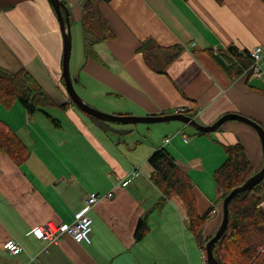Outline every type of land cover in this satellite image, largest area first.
Returning a JSON list of instances; mask_svg holds the SVG:
<instances>
[{
	"label": "crops",
	"instance_id": "0c3cea01",
	"mask_svg": "<svg viewBox=\"0 0 264 264\" xmlns=\"http://www.w3.org/2000/svg\"><path fill=\"white\" fill-rule=\"evenodd\" d=\"M61 1L69 13L71 39L74 31L82 49L70 75L90 107L133 116L186 112L201 125L234 113L264 131V59L260 75L243 71L231 78L215 58L228 46L238 52L264 46V0H95L113 34L94 45L100 62L84 57V0ZM73 22L79 25L73 28ZM145 42L156 46L151 50L156 70L162 71L177 53L164 72L146 64L139 52ZM62 51V33L49 0H0V67L26 70L57 106L66 105L65 110L52 108L66 116V123L57 119L59 127L44 114L48 121L35 120L38 111L29 116L19 103L0 106V121L29 150L20 166L0 154V264H203L181 200L174 196L157 205L161 194L150 181L148 157L162 148L175 159L191 180L198 215L215 207L203 230L208 238L221 221V191L212 174L225 159L224 146L241 143L257 172L263 155L256 130L237 120L207 134L179 121L144 129L97 124L67 95ZM157 130L162 136L154 139ZM136 167L139 177L126 187L116 185L115 177L122 179ZM92 192L100 199L87 212L92 219L89 243L64 234L58 243L47 244L32 234L48 222L72 223ZM258 208L264 212V200ZM144 216L147 233L135 241ZM9 239L23 251H5L2 245Z\"/></svg>",
	"mask_w": 264,
	"mask_h": 264
},
{
	"label": "trees",
	"instance_id": "16d2710c",
	"mask_svg": "<svg viewBox=\"0 0 264 264\" xmlns=\"http://www.w3.org/2000/svg\"><path fill=\"white\" fill-rule=\"evenodd\" d=\"M215 1L219 4L222 2V0ZM81 26L85 36V59L100 62L94 45L99 41L111 39L113 34L101 16L100 8L95 0H84L81 8ZM147 43H143L139 48L146 64L157 72H164L165 67L177 53L166 61L162 71L156 70L152 58L154 55L151 52L152 47L156 48V46L149 42L150 48ZM218 55L225 61L226 67H223V70L229 77L235 78L243 71H246L247 75L251 74L252 60L247 51L238 52L235 47L228 46L226 50L218 52ZM15 103H19L29 116L36 111L43 113L55 127L60 126L59 121L50 116L45 109L54 107L66 109L65 104L57 106L26 70L19 69L11 72L0 67V106L9 109ZM181 113L186 115V112ZM84 114L97 124L107 123ZM196 133L207 134L198 131ZM224 152L223 163L212 174L216 187L221 191L218 202L220 206L223 198L232 189L242 185L255 173L241 143L224 146ZM0 154L6 155L17 166L22 165L29 155V150L19 136L2 121H0ZM148 163L152 168L150 181L161 194L157 205L174 196L181 200L186 210L189 232L201 248L203 261L206 264L204 245L210 237L204 238L203 230L206 223L213 217L215 207L210 208L202 216L198 215L190 178L164 149L160 148L153 152L148 157ZM263 200L264 178L251 189L236 194L230 200L227 227L212 248L213 256L219 264H264V212L258 208ZM147 230V221L144 216L138 220L134 233L135 241L142 239Z\"/></svg>",
	"mask_w": 264,
	"mask_h": 264
},
{
	"label": "water",
	"instance_id": "95a60500",
	"mask_svg": "<svg viewBox=\"0 0 264 264\" xmlns=\"http://www.w3.org/2000/svg\"><path fill=\"white\" fill-rule=\"evenodd\" d=\"M52 5L53 11L58 20V24L62 33L63 38V51L61 60V75L63 83L70 101L76 105L82 112L90 115L98 120L107 123H123V124H137V123H158V122H169L179 121L185 125L192 127L194 130L202 133H210L218 129L224 122L228 120H237L253 127L260 139L263 155L262 168L255 172L250 178H248L242 185L232 189L222 200V215L220 224L208 241L204 245L205 249V261L206 264H219L214 258L212 248L214 243L223 235L228 222V204L230 200L238 193L251 189L255 184L260 182L264 178V131L254 121L234 113H229L221 116L216 122L211 125H201L197 123L192 117L185 115L181 112L172 114H161V115H150V116H133V115H115L101 112L95 108L87 105L81 97L78 95L74 88L75 78H72L69 72V60L71 54V32H70V21L69 13L66 6L61 0H49ZM216 60L223 66L226 67L225 61L217 55Z\"/></svg>",
	"mask_w": 264,
	"mask_h": 264
},
{
	"label": "built area",
	"instance_id": "2783aa9c",
	"mask_svg": "<svg viewBox=\"0 0 264 264\" xmlns=\"http://www.w3.org/2000/svg\"><path fill=\"white\" fill-rule=\"evenodd\" d=\"M247 53L252 60L250 75H260L264 59V46H256L247 51ZM183 140L186 141L185 136H183ZM164 141L168 142V139H165ZM139 175L140 170L136 167L128 172L122 179L115 177L116 185L126 187L131 184L134 179L139 177ZM99 199L100 197L96 193H89L85 198L83 207L79 212H77L72 223L54 225L48 222L33 228L32 234L47 242V244L58 243L64 234H69L76 242L89 243L92 230V219L87 215V212L99 201ZM2 248L11 255H16L23 251L22 246L13 239H9L4 242Z\"/></svg>",
	"mask_w": 264,
	"mask_h": 264
},
{
	"label": "rangeland",
	"instance_id": "374dc122",
	"mask_svg": "<svg viewBox=\"0 0 264 264\" xmlns=\"http://www.w3.org/2000/svg\"><path fill=\"white\" fill-rule=\"evenodd\" d=\"M64 4V3H63ZM76 25H79V23H77V22H73V24H72V27L73 28H75V26ZM79 30V29H78ZM73 34H74V36H73V39H71V54H70V60H69V72L71 73V74H74L75 73V71H76V54L77 53H80L81 51H82V49H81V45H79L78 44V39L75 37V33H74V31H73ZM79 36V31L77 32V37ZM78 45V46H77ZM78 87H75V90H77L76 92H78V94L80 95V96H83L84 95V93L82 92V91H80L79 89H77ZM49 89H50V91L52 90L50 87H49ZM52 93H53V95L55 96V98H56V94L54 93V91H51ZM81 93V94H80ZM85 96V95H84ZM83 96V97H84ZM86 97V96H85ZM87 98V97H86ZM87 102L90 104H94L90 99L89 100H87ZM98 106H100V102H99V104H97ZM76 106V105H75ZM99 111H103V110H100L99 108H97ZM47 112L53 117V118H55V119H58V120H60V121H62V122H64V123H66L65 122V115H63V113L61 112V111H59L58 109H49V110H47ZM104 113H108L109 114V112H105V111H103ZM65 116V117H64ZM37 119V121L38 120H47L46 118H45V116L43 115V113H41V112H37L36 113V115H35V120ZM48 121V120H47ZM172 122H175V121H172ZM166 122H158V123H137V124H128L129 126H136V127H138V128H142V129H144V128H146V127H149V128H159L160 126H163V124H165ZM189 128V127H188ZM52 130V129H51ZM54 130V132H56V130L55 129H53ZM65 133H67V131L65 130ZM162 136V132L160 131V130H157V131H155V133H152V138H154V139H159L160 137ZM32 142H30L29 141V145L31 144ZM31 145H34V144H31ZM38 146V145H37ZM36 146V147H37ZM222 208H221V206H220V215H221V212H222V210H221ZM203 264H204V261H203Z\"/></svg>",
	"mask_w": 264,
	"mask_h": 264
}]
</instances>
